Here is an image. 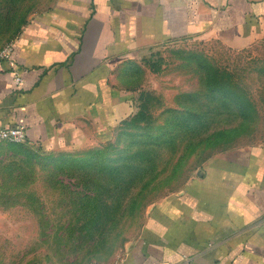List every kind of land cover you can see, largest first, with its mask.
Here are the masks:
<instances>
[{
    "label": "crops",
    "instance_id": "0c3cea01",
    "mask_svg": "<svg viewBox=\"0 0 264 264\" xmlns=\"http://www.w3.org/2000/svg\"><path fill=\"white\" fill-rule=\"evenodd\" d=\"M41 1L0 60V127L23 125L26 143L45 151L108 139L134 112V91L114 80L119 64L176 39L212 36L239 49L264 37V0ZM216 263L264 264V144L209 157L151 204L118 260Z\"/></svg>",
    "mask_w": 264,
    "mask_h": 264
},
{
    "label": "rangeland",
    "instance_id": "374dc122",
    "mask_svg": "<svg viewBox=\"0 0 264 264\" xmlns=\"http://www.w3.org/2000/svg\"><path fill=\"white\" fill-rule=\"evenodd\" d=\"M41 4L0 0V47ZM214 67L228 87L252 101V118L210 95L217 84ZM114 73L115 83L134 91L130 117L142 109V122H121L108 139L52 151L0 140V264L119 260L139 235L151 204L181 189L209 157L234 146L264 144V37L239 49L212 36L176 39L119 64ZM169 107L188 110L196 120L173 127V139L159 145L153 136L168 130L174 115ZM224 128L228 133L213 134ZM125 145L155 150L153 169L131 186L81 160L91 149L112 154ZM89 187H98L93 202L88 195L96 193ZM95 201L101 212L92 220L88 211Z\"/></svg>",
    "mask_w": 264,
    "mask_h": 264
},
{
    "label": "trees",
    "instance_id": "16d2710c",
    "mask_svg": "<svg viewBox=\"0 0 264 264\" xmlns=\"http://www.w3.org/2000/svg\"><path fill=\"white\" fill-rule=\"evenodd\" d=\"M214 77L216 79V86L210 88V95L220 99L223 102H227V104L235 110L239 116L244 119L252 118L256 112V109L249 99L247 95H243L241 93L234 92L230 87H228L223 82V75L217 70L216 67L213 69ZM167 111H171L174 113L171 118H169L166 122L169 127L168 130H163L153 136V139L156 140V143L168 144L167 141H171L174 137V132L172 131L176 126L179 127H188L192 124V121L196 120L195 114L188 112L185 109H178L175 107L167 108ZM133 114V113H132ZM131 115H129L130 117ZM123 119L122 123H140L142 122L146 116L144 111L140 109L135 115ZM198 117V116H197ZM202 115H199V122H203ZM121 123V124H122ZM176 127V128H179ZM227 129H220L214 135L228 133ZM210 136V134H208ZM16 143V142H15ZM25 143L27 146H30L33 149H38L34 145H29L25 142H20V144ZM116 152L110 154L104 149L94 148L89 150L87 156L81 160H85V164L87 167L91 168H99L104 172L105 175H108L112 178L119 177L124 182L121 184L122 186H130L132 183L138 182L143 176L149 173L153 169V163L155 159V150L146 145L138 146L135 149L129 148L128 145L124 147H115ZM129 178V179H127ZM93 188L96 194L93 196L88 195L92 202L98 199V187H89ZM121 191H125L124 187H121ZM121 192L118 193L120 196ZM99 208L96 204H92V208L88 211L90 217L97 220L99 216Z\"/></svg>",
    "mask_w": 264,
    "mask_h": 264
},
{
    "label": "built area",
    "instance_id": "2783aa9c",
    "mask_svg": "<svg viewBox=\"0 0 264 264\" xmlns=\"http://www.w3.org/2000/svg\"><path fill=\"white\" fill-rule=\"evenodd\" d=\"M13 49V41H7L2 47H0V60L11 59ZM15 87H19L23 82V77L19 70L13 71ZM27 139L26 129L23 125H4L0 127V140H6L10 142H25ZM95 264H118V260L109 263H95ZM218 264V263H216Z\"/></svg>",
    "mask_w": 264,
    "mask_h": 264
}]
</instances>
